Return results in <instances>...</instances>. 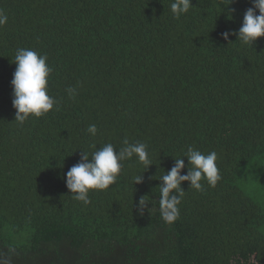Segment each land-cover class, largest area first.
<instances>
[{"label":"trees","instance_id":"16d2710c","mask_svg":"<svg viewBox=\"0 0 264 264\" xmlns=\"http://www.w3.org/2000/svg\"><path fill=\"white\" fill-rule=\"evenodd\" d=\"M172 2L0 0V256L9 264H264V37L222 36L238 32L252 0H191L179 19ZM19 48L47 56L59 104L23 125L11 85ZM125 139L145 143L153 164L134 156L90 203L74 199L66 173L82 151H118ZM189 146L215 151L222 179L202 180L204 191L182 182L169 224L158 178ZM141 197L152 205L144 216Z\"/></svg>","mask_w":264,"mask_h":264},{"label":"clouds","instance_id":"9594fccd","mask_svg":"<svg viewBox=\"0 0 264 264\" xmlns=\"http://www.w3.org/2000/svg\"><path fill=\"white\" fill-rule=\"evenodd\" d=\"M231 2V0H230ZM229 2V3H230ZM243 16L242 26L238 32L222 33L225 40L229 35H236L237 40L243 44H252L259 37H264V0H252ZM191 0H173L170 4L174 17L179 19L181 15L188 13L192 7ZM259 10V15L256 10ZM8 17L0 10V26L7 23ZM47 56L41 55L32 49L19 48L12 62L16 64L11 85L13 86V107L16 109L15 121L23 125L30 116L42 117L51 110L59 108L55 97L49 95L48 83L53 69L47 63ZM68 94L73 98L76 90L69 88ZM87 131L91 135L97 133V126L90 124ZM123 147L116 151L113 144L108 143L93 150L91 153L82 151L81 160L66 173V186L73 194V198L85 204L90 203L89 192L91 190H106L113 185L120 175L125 161H130L135 156L145 169L153 164L148 147L145 143L130 144L127 139L123 141ZM187 157L189 165L187 174H181L185 168ZM175 158L174 165L158 179L160 185L159 213L166 223L175 222L180 214L178 205L184 195L182 182H190V187L197 191H204L202 180H206L210 187H215L222 179L217 166V153L212 151L205 155L201 151L189 146L183 156ZM141 176L137 178V182ZM152 205L141 197L137 203V213L140 216L150 213ZM0 264H9V261L0 256Z\"/></svg>","mask_w":264,"mask_h":264},{"label":"rangeland","instance_id":"374dc122","mask_svg":"<svg viewBox=\"0 0 264 264\" xmlns=\"http://www.w3.org/2000/svg\"><path fill=\"white\" fill-rule=\"evenodd\" d=\"M258 197H259V199H260L261 201L264 202V192L260 193V192L258 191Z\"/></svg>","mask_w":264,"mask_h":264}]
</instances>
